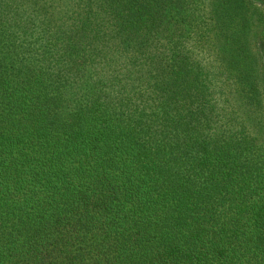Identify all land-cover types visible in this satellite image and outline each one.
I'll list each match as a JSON object with an SVG mask.
<instances>
[{
  "label": "trees",
  "instance_id": "trees-1",
  "mask_svg": "<svg viewBox=\"0 0 264 264\" xmlns=\"http://www.w3.org/2000/svg\"><path fill=\"white\" fill-rule=\"evenodd\" d=\"M0 264H264V0H0Z\"/></svg>",
  "mask_w": 264,
  "mask_h": 264
}]
</instances>
